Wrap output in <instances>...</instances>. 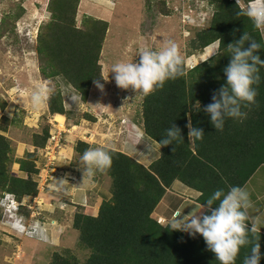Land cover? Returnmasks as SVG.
Segmentation results:
<instances>
[{
	"label": "trees",
	"instance_id": "1",
	"mask_svg": "<svg viewBox=\"0 0 264 264\" xmlns=\"http://www.w3.org/2000/svg\"><path fill=\"white\" fill-rule=\"evenodd\" d=\"M11 1L16 3L15 8L3 13L0 36L15 35V23L24 14L20 4L24 0ZM205 1L212 14L206 27L197 31L191 40L188 56L202 53L220 39L217 53L191 69L185 67L184 61L186 74L167 80L162 88L143 96L139 112L138 124L147 141L157 145L156 141L165 138L166 129L172 124L181 130L183 141L158 147V157L147 167L125 153L106 149L112 159L110 169L104 173L110 179V197L101 202L96 215L76 211L72 218V228L78 234L77 244L88 256L80 262L68 250L53 252L47 264H219L202 236L172 231L169 224L161 225L153 217L174 181L198 192L196 203L204 204L203 215H208L205 202L215 190L244 188L256 171L264 167V67L260 68L259 84L253 85L256 103L242 108L247 113L245 118H226L220 131L212 126L210 115L204 111L212 102L213 94L226 86L224 69L231 58L227 45L247 32L260 43L256 54L264 61V34L254 28L246 14L251 0ZM161 2L154 4L162 15L168 16ZM79 3L80 0H48L49 19L38 29L35 53L41 78L50 81L55 92L47 101L48 114L40 117L38 130L31 134L32 151H25L20 159H14L11 141L0 133V198L10 194L21 202L24 197L38 195L33 177L39 173L38 151L50 139L49 118L60 115L65 121L72 120L58 81L69 86L83 103L91 87L96 85L93 80L104 82L100 58L109 25L86 14L77 24ZM145 4L151 6V0H145ZM4 108L2 103V112ZM79 119L96 122L89 113H82ZM8 121L5 115L0 117V122ZM189 121L204 132V138L195 145L188 138ZM19 122L15 119L9 123ZM88 148L87 143L78 141L74 150L82 156ZM14 163L18 164L22 177L11 173L10 166ZM216 203L213 209L218 207L219 202ZM23 209L18 208L21 215ZM247 215L250 230L257 221L255 215L250 216L248 212ZM249 239L253 243L258 241L259 264H264V233L256 229L255 233H249ZM251 247L249 244L241 248L235 264H243Z\"/></svg>",
	"mask_w": 264,
	"mask_h": 264
},
{
	"label": "rangeland",
	"instance_id": "2",
	"mask_svg": "<svg viewBox=\"0 0 264 264\" xmlns=\"http://www.w3.org/2000/svg\"><path fill=\"white\" fill-rule=\"evenodd\" d=\"M161 1L165 4L162 10L168 16L162 15L163 12L154 4ZM15 4L11 0H3L0 19L3 13L14 9ZM20 4L24 14L15 23L16 34L0 36V107L5 104L3 112L0 109V117L5 115L9 119L8 123L0 122V130L6 128L0 133L11 141L14 159H20L25 151L33 150L31 134L38 130L39 116L46 113L45 107L34 109L25 93L46 82L39 74L35 44L40 25L49 19L48 0H24ZM112 5L103 4L101 0H80L77 24L86 14L107 21L109 25L100 58L103 90L93 85L87 101L83 103L69 86L58 81L65 108L72 120L65 121L62 116L60 125L54 116L49 118L50 139L46 147L38 151L36 167L39 173L33 177L38 185V195L24 197L20 202V207L24 208L26 231L22 229V234L13 235L9 222L20 221L21 212L18 210L17 217L18 205L11 197L0 202V264H47L53 252L64 250L75 255L80 262L88 256V252L77 244L78 234L72 228V218L76 211L93 216L97 214L101 202L110 197V179L104 173H97L91 183L86 178L83 182L84 165L74 150L78 141L88 143L90 148L101 147L125 153L145 167L158 157V146L145 139L138 124L143 95L131 88L125 90L116 86L114 73L110 72L114 63L131 60L138 63L140 48L159 50L168 40L177 43L187 69L217 53L214 43L209 46L210 54H207L209 47H206L202 53L188 56L191 40L197 31L206 27L212 14L205 0H151V6H147L145 0H112ZM73 96L78 98L73 101ZM82 113L91 114L96 122L79 119ZM15 119L20 122L11 125L9 122ZM73 121L77 125H73ZM10 170L14 175L23 176L18 171V164H12ZM52 178L57 181L64 179L68 185L53 188ZM181 188L185 189L175 183L158 204L153 217L161 213L168 219L162 221L156 217L157 222L169 224L178 210L183 211L182 216H187L193 209L192 214L199 211L190 195L193 192L183 193ZM243 189L249 193L252 203L247 212L250 216L255 215L259 226L264 227V167L256 171ZM203 212L204 208L197 215L202 216ZM43 224L47 233L45 238L36 235L38 239L28 234L33 227L41 229Z\"/></svg>",
	"mask_w": 264,
	"mask_h": 264
},
{
	"label": "clouds",
	"instance_id": "3",
	"mask_svg": "<svg viewBox=\"0 0 264 264\" xmlns=\"http://www.w3.org/2000/svg\"><path fill=\"white\" fill-rule=\"evenodd\" d=\"M101 3L113 6L112 0H101ZM246 14L254 28L264 32V0H251ZM221 43V40L217 39L213 47L218 50ZM260 48V43L252 39L247 32H244L239 40L227 45L231 58L230 63L224 69L226 86H222L214 93L212 102L204 108V111L210 115L211 124L216 130H223L226 118H245L247 113L242 111V108L256 103L257 92L253 85L259 84L260 68L264 67V61L256 54ZM137 56H139L138 63H133V60L120 61L111 66L110 72L114 73L118 88L125 90L131 88L137 93L147 96L162 88L167 80L176 79L186 74L183 67L184 59L175 41L164 42L159 50L142 47ZM93 82L97 88L103 90V85L99 83V80H93ZM54 92V86L50 81H46L37 84L34 89L26 91L25 94L29 96L33 108L40 110L46 107L47 101ZM77 98L73 96L71 99L74 101ZM186 127L191 144L195 145L196 141L204 138L203 130L194 128L191 121ZM173 141H183L181 130L174 124L166 129L165 138L160 139L159 142L156 141V143L161 148L173 144ZM80 159L84 165L83 182L86 178L89 183L93 181L97 173H106L112 164L109 151L101 147L86 149ZM52 180L54 183L51 187L53 188L68 185L64 179L57 181L52 178ZM201 195L203 194L201 193ZM8 197L16 202L18 210L21 203L17 202L10 194H4L0 198V202L7 200ZM217 201L219 202L218 207L213 209L212 206L217 204ZM205 203L210 214L198 216L197 213L204 208V204H197L195 207L199 211H195V214H192L194 209L187 216H182L183 211H176L168 226L172 231H185L190 235L199 234L202 236L208 250L215 254L219 264H235L241 248L249 244L252 247L250 253L245 255L243 264H259V243L258 241L253 243L249 239V233H255L256 229L251 227L249 230L246 223L248 220L247 210L252 206L249 193L239 186H232L227 192L217 189ZM17 210L15 214L18 217ZM28 210L30 211L29 208ZM19 217L22 218L20 221L9 223L13 225L18 222L16 225L21 229L20 222L26 226L23 220L25 217L21 214ZM23 229L26 231V228ZM42 233L43 229L34 228L28 234L42 236Z\"/></svg>",
	"mask_w": 264,
	"mask_h": 264
},
{
	"label": "crops",
	"instance_id": "4",
	"mask_svg": "<svg viewBox=\"0 0 264 264\" xmlns=\"http://www.w3.org/2000/svg\"><path fill=\"white\" fill-rule=\"evenodd\" d=\"M213 44H214V43H213ZM213 44H211L210 46H212ZM208 47H209V46H208ZM202 56H203V55H202ZM44 81H46V80H44ZM45 110H46V113H44V114H48V112H47V104H46ZM44 114H43V115H44ZM41 116H42V115H40L39 117H41ZM56 116L61 117L60 115H54V118H55ZM51 117H53V116H51ZM61 118H62V117H61ZM62 119H63V118H62ZM18 125H19V124H18ZM87 144H88V143H87ZM177 182H178V181H174L169 189H171L172 186H173L175 183H177ZM178 183H179L183 188H185V189H182V188H181V191H182L183 193H185V192H188V193L193 192V193H190V195L193 196V199H194L195 202H196V198L199 196V193L196 192V191H194V190H191V189L187 188L186 186L182 185L180 182H178ZM169 189H168V190H169ZM168 190H166L165 196L162 198V200L160 201L159 205L162 203L163 199L166 197V194H167ZM252 197H253V195H252ZM159 205H158V206H159ZM158 206H157V208H158ZM157 208L154 210V213H153V214H156V212H157ZM203 213H204V212H203ZM257 214H258V213H257ZM156 217H157V218H161L162 221H163V220L167 221V219H168L167 217H165V216H164L163 214H161V213H158ZM156 217H155V218H156ZM255 220H256V221L258 220L257 217H255ZM257 222H258V221H257ZM257 222L255 223V225L253 224V226H254L256 229H258L259 231H261V232L264 233V227L259 226V224H258ZM17 223H18V222H17ZM17 223H16V224H17ZM16 224H15V226L12 225V227H10L11 229H13V231H11V232H14L13 235H15V236H17L16 233H18V234H22V233H23V232H22V229L26 227V226H23L22 222H20L21 229L18 228ZM44 225H45V224H43V226L41 227V229H43L42 236L45 238L46 235H47V233H46V227H44ZM9 226H10V225H9ZM32 227H33V226H32ZM34 228H35V227H33V230H34ZM31 229H32V228H31ZM9 230H10V229H9ZM33 237L38 238V236H36V235H33ZM44 238H43V239H44ZM38 239H39V238H38ZM46 239H47V238H46Z\"/></svg>",
	"mask_w": 264,
	"mask_h": 264
},
{
	"label": "bare ground",
	"instance_id": "5",
	"mask_svg": "<svg viewBox=\"0 0 264 264\" xmlns=\"http://www.w3.org/2000/svg\"><path fill=\"white\" fill-rule=\"evenodd\" d=\"M211 53V48L209 47L208 49H207V54H210ZM56 119L55 120H57V122L61 125L62 124V118L61 117H59V116H56L55 117Z\"/></svg>",
	"mask_w": 264,
	"mask_h": 264
},
{
	"label": "built area",
	"instance_id": "6",
	"mask_svg": "<svg viewBox=\"0 0 264 264\" xmlns=\"http://www.w3.org/2000/svg\"><path fill=\"white\" fill-rule=\"evenodd\" d=\"M55 146H56V145H54V147L52 148L51 155H52V153H53V149L55 148ZM45 159H46V158H45ZM50 164H51V163H49L48 165H50Z\"/></svg>",
	"mask_w": 264,
	"mask_h": 264
}]
</instances>
